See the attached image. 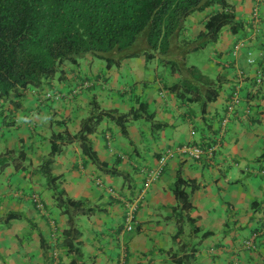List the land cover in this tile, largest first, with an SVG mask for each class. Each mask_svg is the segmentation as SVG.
<instances>
[{
  "label": "crops",
  "instance_id": "1",
  "mask_svg": "<svg viewBox=\"0 0 264 264\" xmlns=\"http://www.w3.org/2000/svg\"><path fill=\"white\" fill-rule=\"evenodd\" d=\"M229 2L233 24L202 46L209 56L200 67L185 58L181 64L180 55V69L171 70L156 55L106 65L85 53L39 86L0 98V152L20 159L0 172V264H264V0ZM217 8L186 16L181 38L188 47ZM210 86L217 92L202 105ZM234 89L236 106L227 114ZM92 99L102 109L141 115H129L124 130L102 117L87 134L90 157L61 136L77 131ZM55 133L65 135L52 141ZM184 144L212 149L194 158L178 151ZM53 145L54 186L37 170ZM177 175L186 210L173 193ZM57 190L76 207L63 210ZM69 213L73 240L62 234L72 226Z\"/></svg>",
  "mask_w": 264,
  "mask_h": 264
},
{
  "label": "trees",
  "instance_id": "2",
  "mask_svg": "<svg viewBox=\"0 0 264 264\" xmlns=\"http://www.w3.org/2000/svg\"><path fill=\"white\" fill-rule=\"evenodd\" d=\"M211 5L218 8L202 22L196 44L188 47L187 40L181 38L186 16ZM230 7L229 0H0V98L27 86H39L63 62L75 61L85 53L102 58L106 65L137 53L156 55L160 62H168L171 70L180 69L174 55H180L183 62L180 63L185 64L184 52L215 40L223 25L233 24ZM172 41H181L183 47L171 53ZM183 85L190 87V83ZM210 87L212 91L202 99V105L217 92L215 86ZM90 104L92 110L80 120L76 132L55 133L52 141L59 135H65L61 136L63 140L76 139L81 150L91 157L87 134L97 122L107 116L124 130L127 117L135 111L102 109L93 99ZM136 111V116L141 115ZM145 117L153 125L152 115ZM57 150L58 145H53L37 165L46 184L52 186L55 177L50 173V163ZM9 159L14 167L20 165V159L15 161L18 158L11 156L10 151L0 152V172L10 163ZM183 182L177 175L173 193L180 208L186 210L190 204L187 193L180 187ZM54 195L63 210H72L78 203L62 197L60 190ZM67 219L72 225L71 213ZM74 230L72 225L64 228L62 234L73 240L77 235Z\"/></svg>",
  "mask_w": 264,
  "mask_h": 264
},
{
  "label": "built area",
  "instance_id": "3",
  "mask_svg": "<svg viewBox=\"0 0 264 264\" xmlns=\"http://www.w3.org/2000/svg\"><path fill=\"white\" fill-rule=\"evenodd\" d=\"M251 14H252V17H254L256 15L255 8L252 10ZM241 44H242V41L239 40L238 43L234 47L236 48L238 45H241ZM256 80L258 82H261V80H262L259 72L256 73ZM238 95H239V93H238L237 89H234L230 93V97L226 103V113L227 114L232 112L233 109L235 108ZM224 120L225 119H223V121ZM211 149H212L211 145H208V146H200L199 145V146H197L194 144H184V145L179 146L178 151L184 152L190 157L199 158L203 153L210 152ZM169 154H171V151L167 150L165 155H169ZM163 160H164V156L159 157L158 164H161L163 162ZM156 174H157V169L153 173H151V176L154 177V176H156ZM135 207H136L135 199H132L131 201H129L125 205L124 222H125V227L127 229H129L131 227L130 222L133 219Z\"/></svg>",
  "mask_w": 264,
  "mask_h": 264
},
{
  "label": "rangeland",
  "instance_id": "4",
  "mask_svg": "<svg viewBox=\"0 0 264 264\" xmlns=\"http://www.w3.org/2000/svg\"><path fill=\"white\" fill-rule=\"evenodd\" d=\"M252 17V15H251ZM137 40H141L142 41V38H137ZM136 40V41H137ZM176 41H172V44H171V53H174V52H178L179 51V48L175 47L174 45H176L175 43ZM174 43V44H173ZM174 46V47H173ZM174 50V51H173ZM187 52V51H186ZM184 52L183 53V56L186 60L187 63H194L196 64L197 66L200 67V64L201 62H203V60L205 58H208L209 56V48L207 46H204V47H201V48H197V49H193L191 51H188L187 53ZM185 54V55H184ZM95 58V57H94ZM96 64H100L103 66L104 62L100 59H97L96 60ZM41 161L38 162V164L40 163ZM37 164V165H38ZM41 174V173H40ZM41 182H43V179L40 180ZM44 183V182H43Z\"/></svg>",
  "mask_w": 264,
  "mask_h": 264
}]
</instances>
